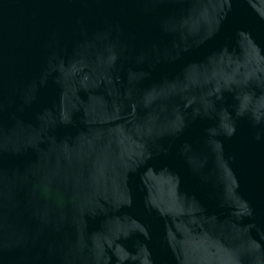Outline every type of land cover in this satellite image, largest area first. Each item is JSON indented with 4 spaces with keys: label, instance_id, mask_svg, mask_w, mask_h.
<instances>
[{
    "label": "water",
    "instance_id": "95a60500",
    "mask_svg": "<svg viewBox=\"0 0 264 264\" xmlns=\"http://www.w3.org/2000/svg\"><path fill=\"white\" fill-rule=\"evenodd\" d=\"M0 264H264V0H0Z\"/></svg>",
    "mask_w": 264,
    "mask_h": 264
}]
</instances>
